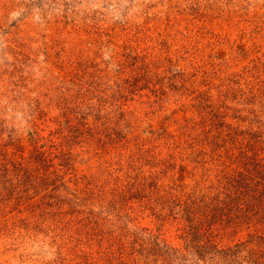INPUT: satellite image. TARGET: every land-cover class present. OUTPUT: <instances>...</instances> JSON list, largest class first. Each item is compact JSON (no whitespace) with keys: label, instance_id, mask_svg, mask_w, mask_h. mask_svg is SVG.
Instances as JSON below:
<instances>
[{"label":"rangeland","instance_id":"rangeland-1","mask_svg":"<svg viewBox=\"0 0 264 264\" xmlns=\"http://www.w3.org/2000/svg\"><path fill=\"white\" fill-rule=\"evenodd\" d=\"M0 264H264V0H0Z\"/></svg>","mask_w":264,"mask_h":264}]
</instances>
